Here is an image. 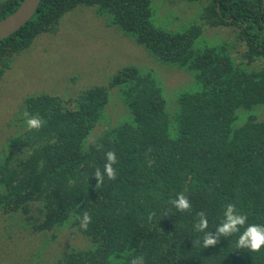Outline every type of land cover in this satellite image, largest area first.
<instances>
[{"label":"trees","instance_id":"obj_1","mask_svg":"<svg viewBox=\"0 0 264 264\" xmlns=\"http://www.w3.org/2000/svg\"><path fill=\"white\" fill-rule=\"evenodd\" d=\"M22 1L0 0V20ZM210 1L203 14L237 27L247 44L246 62L236 63L225 46L197 47L202 34L197 24L176 32L158 27L151 0H42L28 23L0 40L1 93L4 78L25 64L24 70L42 74L37 65L42 50L33 49L21 62L20 54L42 34L56 33L66 13L94 5L155 59L193 71L199 86L180 95L172 114L151 68L127 65L108 85L83 89L73 98L40 93L21 101L0 164V207L5 214L28 216L39 205L43 221L34 229L49 234L42 244L61 235L67 243V237L82 236L87 245L72 246L58 264H130L139 256L144 264H264V247L260 252L237 247L240 233L221 236L205 249L204 233L194 228L204 212L206 231L215 234L230 203L248 217L244 228L264 226V120L250 115L236 124L239 110L264 104V65L252 71L241 66L264 60L263 2ZM34 60L35 66L26 62ZM115 87L130 115L87 145ZM25 111L45 126L28 131ZM109 151L117 157V178L105 175L96 187L94 173L97 168L103 173ZM179 194L189 199L190 212L170 203ZM85 211L92 218L86 231L80 227ZM150 213H155L151 221Z\"/></svg>","mask_w":264,"mask_h":264},{"label":"rangeland","instance_id":"obj_2","mask_svg":"<svg viewBox=\"0 0 264 264\" xmlns=\"http://www.w3.org/2000/svg\"><path fill=\"white\" fill-rule=\"evenodd\" d=\"M210 2L151 0L153 21L158 27L174 32L197 24L202 30L197 47L225 46L236 63L246 62L247 44L240 38L237 27L226 21L212 22L213 15L203 14ZM108 18L99 13L97 6L80 5L63 16L56 33L42 34L30 51L19 55L21 62L29 59L33 49L42 50V61L37 64L42 65V74L24 70L25 64L3 80L5 84L0 93V164L4 163L9 150L8 136L12 132L13 120L19 115L21 101L27 95L48 93L67 100L77 96L83 89L108 85L116 72L127 65H135L143 70L151 68L163 89L166 109L172 114L177 112L182 93L198 90L193 71L155 59L132 35L110 23ZM224 19L232 22L227 17ZM26 62L28 65L36 64V60ZM263 65L262 59L252 65L247 66L246 63L241 66L252 71ZM109 96L104 118L92 130L87 145L130 115L119 87L112 88ZM250 115L264 120V104L249 110H239L236 124L242 125ZM42 221L43 214H40L37 204L32 206L28 216L21 213L5 214L0 207V264H58V260L72 246L84 248L87 245L82 236L78 239L67 237V243L63 237L65 235L42 244L49 234L34 229V225Z\"/></svg>","mask_w":264,"mask_h":264},{"label":"clouds","instance_id":"obj_3","mask_svg":"<svg viewBox=\"0 0 264 264\" xmlns=\"http://www.w3.org/2000/svg\"><path fill=\"white\" fill-rule=\"evenodd\" d=\"M23 116L26 118L25 123L28 131H39L46 124V121L38 115L32 116L28 111H25ZM100 148H102V145L98 146V150ZM106 160L107 163L104 165L103 173L99 168H97L94 173V177L97 180L96 187H99L104 183L105 175L109 180H115L117 178L116 169L113 167V165L117 163L115 152H107ZM170 203L177 211L180 212H190L192 210V205L184 194H179L176 199L171 200ZM154 216L155 213H150L148 216L149 221H151ZM223 216L224 219L222 223L217 227L215 234H213V232L206 231L208 229L206 214L204 212L198 213L199 220L194 225V228L197 232L204 233L203 247L205 249L217 245L221 236L229 237L240 233L237 240V247L239 249H248L251 252L261 251L262 247H264V226L249 224L246 228H244L248 217L238 212L236 206L231 203L226 206ZM76 219H81V217H76ZM91 222V216L85 211L82 214L80 227L86 231ZM241 228H244L242 233L240 232ZM130 264H144V258L142 256L134 257L131 259Z\"/></svg>","mask_w":264,"mask_h":264},{"label":"water","instance_id":"obj_4","mask_svg":"<svg viewBox=\"0 0 264 264\" xmlns=\"http://www.w3.org/2000/svg\"><path fill=\"white\" fill-rule=\"evenodd\" d=\"M41 1L23 0L15 12L0 20V40L14 34L28 23L38 11ZM262 2L264 9V0Z\"/></svg>","mask_w":264,"mask_h":264}]
</instances>
